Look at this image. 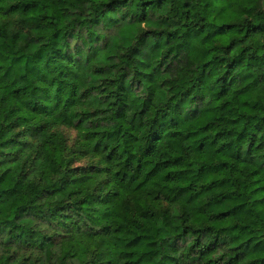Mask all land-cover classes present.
Returning a JSON list of instances; mask_svg holds the SVG:
<instances>
[{"label": "trees", "instance_id": "16d2710c", "mask_svg": "<svg viewBox=\"0 0 264 264\" xmlns=\"http://www.w3.org/2000/svg\"><path fill=\"white\" fill-rule=\"evenodd\" d=\"M0 264H264V0H0Z\"/></svg>", "mask_w": 264, "mask_h": 264}, {"label": "rangeland", "instance_id": "374dc122", "mask_svg": "<svg viewBox=\"0 0 264 264\" xmlns=\"http://www.w3.org/2000/svg\"><path fill=\"white\" fill-rule=\"evenodd\" d=\"M67 135L69 136V138L71 139V141L73 142L76 138L75 132L73 131H66Z\"/></svg>", "mask_w": 264, "mask_h": 264}]
</instances>
